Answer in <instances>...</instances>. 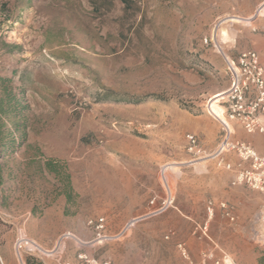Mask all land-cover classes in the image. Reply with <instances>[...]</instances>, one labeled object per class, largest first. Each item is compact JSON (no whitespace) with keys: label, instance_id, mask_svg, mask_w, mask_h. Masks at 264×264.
I'll return each instance as SVG.
<instances>
[{"label":"rangeland","instance_id":"rangeland-1","mask_svg":"<svg viewBox=\"0 0 264 264\" xmlns=\"http://www.w3.org/2000/svg\"><path fill=\"white\" fill-rule=\"evenodd\" d=\"M261 7L264 0H0V72L14 76L29 104L27 142L5 167L0 193V264H26L15 243L19 232L31 237L32 216L104 217L118 227L147 216L134 228L142 264H226L220 248L233 242L264 258V192L222 200L209 189L227 174L237 187L233 173L207 153L194 158L186 140L202 139L206 109L223 119L228 60L254 50L264 64ZM222 28L234 37L227 47ZM48 159L66 166L72 203L61 179L38 169ZM167 185L172 204L150 214ZM209 202L216 213L205 235Z\"/></svg>","mask_w":264,"mask_h":264},{"label":"built area","instance_id":"built-area-1","mask_svg":"<svg viewBox=\"0 0 264 264\" xmlns=\"http://www.w3.org/2000/svg\"><path fill=\"white\" fill-rule=\"evenodd\" d=\"M227 62L231 74V84L225 92V99L219 103L224 110V120L206 109L207 113L218 121L222 128L219 144L207 157L216 159L219 167L233 173V186H246L253 191L264 192V156L260 155L252 144L235 140L236 131L232 126V123H237L245 133L249 135L259 134L264 137V64L259 54L254 50L243 51L236 60ZM186 140L187 151L190 155L194 156V158H205V153L200 148L199 139L196 135L188 134ZM230 153H235L238 156L239 164L234 165L226 159V156ZM166 192L167 197L163 201L162 206L156 207L155 200L151 201L153 210L150 214H160L172 204L171 189L168 185ZM220 207L224 210L227 217L231 216L225 203H222ZM215 213V206L212 202H209L207 205L208 222L202 228L203 234H207L208 224L215 216ZM145 217L147 216L132 218L116 236H108L104 233L107 227V220L104 217L91 219L87 225L93 228L97 234L94 242L102 243L125 236ZM65 237H69V235L63 238ZM179 248L183 256L188 258L186 248L182 245H179ZM15 249L21 256L22 254L31 256L45 254L42 247L35 240L28 238L22 232H19ZM79 259L85 264H111L108 261L100 262L87 255H80ZM62 264L72 263L64 262ZM216 264H219V262H216Z\"/></svg>","mask_w":264,"mask_h":264},{"label":"crops","instance_id":"crops-1","mask_svg":"<svg viewBox=\"0 0 264 264\" xmlns=\"http://www.w3.org/2000/svg\"><path fill=\"white\" fill-rule=\"evenodd\" d=\"M261 9L262 7L257 11V15L261 13L264 14V8L263 10ZM229 20L234 22L238 19L232 17L229 18ZM219 37L225 47L229 44L228 42L232 43L234 41V37L231 36L224 28L220 30ZM213 107L218 109V107L210 104L211 110H213ZM214 113H217L216 110H214ZM198 118H200V121L204 124L203 129L200 131L202 139H200L197 134L194 135H196L199 139L202 151L209 155L215 150L220 142L222 128L220 123L210 115H202ZM232 126L236 131L234 136L235 140L252 144L256 151L260 155L264 156V138L261 135H249L245 133L242 127L237 123H232ZM226 159L234 165L240 163V160L235 153L228 154ZM227 175L228 176H226V178L228 180H223V176H220L219 180L215 179V184H213L209 190L217 191L216 195H218V197L221 196L222 200L224 199V196H229L234 198L237 203H242L247 199L250 201V198H252V201L255 199V191H252L248 187H231V176L230 174ZM89 220L91 219L83 216H43L41 218L32 216L30 223L34 230L30 233V238L35 240L44 249V253L48 251L54 254H38L35 256L26 255V264H62L64 262L72 264H85L79 259L80 255H87L100 262L108 261L111 264H127V257L129 258L134 256L133 264H142L141 254L139 259L140 261L137 259L138 251L143 247V243L141 241L138 242L137 240L138 236L141 235L140 228L134 229L137 224L129 231V235L126 234L122 238L111 239L102 243H95L94 240L97 234L93 228L87 225ZM125 224L118 227L107 222V227L104 233L108 236H116L122 231ZM66 235H69V237L63 238ZM150 235L152 236L153 234ZM215 239H217V237H215ZM237 245V243L233 242L227 246L226 249H224V247L220 248V250L227 256V258L224 259L226 264H260L259 260L261 256L257 255L255 249H251L244 253L236 247ZM215 246H218V244ZM245 255H247V257H245Z\"/></svg>","mask_w":264,"mask_h":264},{"label":"trees","instance_id":"trees-1","mask_svg":"<svg viewBox=\"0 0 264 264\" xmlns=\"http://www.w3.org/2000/svg\"><path fill=\"white\" fill-rule=\"evenodd\" d=\"M28 111L29 104L24 97V92L15 85L14 76L0 72V193L4 184L5 167L10 159L26 145ZM43 167L50 174L61 179L66 186L63 193L67 196L68 203H72L73 191L66 166L56 160L48 159L44 166L41 162L38 163L39 170ZM0 201V205H4V196L0 198ZM66 213L68 214V210ZM33 217L41 218L42 216ZM259 262L264 264V258L261 257Z\"/></svg>","mask_w":264,"mask_h":264},{"label":"bare ground","instance_id":"bare-ground-1","mask_svg":"<svg viewBox=\"0 0 264 264\" xmlns=\"http://www.w3.org/2000/svg\"><path fill=\"white\" fill-rule=\"evenodd\" d=\"M224 99H225V98H224ZM224 99H223V100H224Z\"/></svg>","mask_w":264,"mask_h":264}]
</instances>
